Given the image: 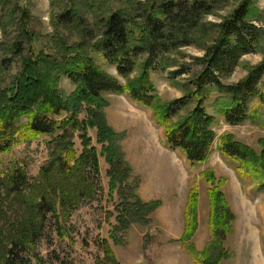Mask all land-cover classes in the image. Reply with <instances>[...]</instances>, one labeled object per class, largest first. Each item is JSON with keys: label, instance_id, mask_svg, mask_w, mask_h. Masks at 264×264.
<instances>
[{"label": "rangeland", "instance_id": "1", "mask_svg": "<svg viewBox=\"0 0 264 264\" xmlns=\"http://www.w3.org/2000/svg\"><path fill=\"white\" fill-rule=\"evenodd\" d=\"M92 1V9L91 0H6L3 8L0 61L6 54L2 45L18 41L26 24L34 34L26 49L32 50L34 56H50L56 62L52 63L50 72L58 79V92L80 106L77 115L64 113L57 118L61 123L71 119L72 124L58 132L69 133L66 142L57 143L59 136L55 134L25 135L9 152L0 154V264H4L5 253L12 244L28 239L30 229L40 222L35 206L42 199L49 201L54 210L47 213L45 231L35 242L28 239L26 248L21 251L24 261L29 259L31 264H197L198 256L207 251L213 264L216 259L220 260L219 264H264V190L259 187L263 175L258 171L255 182L241 181L235 164L223 158L216 146L223 134L232 135L250 152L247 155L253 162L263 167L264 105L258 118L230 125L219 117L215 107L224 103L225 95L213 89L204 106L210 117L218 119V124L212 127L217 140L206 162L193 167L187 156L167 141L165 130L157 125L150 110L128 95L107 93L100 112L119 137L116 147L121 155L120 160L108 159L104 150L108 144L104 146L100 142L97 128H87L89 111L95 107L77 99V86L60 73V68L67 66L64 65L67 53L63 48L78 44L81 30H67L55 24L61 13L77 7L92 21L95 35L94 39L89 35L87 39L82 37L83 41L87 40L85 55L91 56L98 66L125 85L118 69L109 66L97 50L101 34L96 22L121 7L149 5L154 0ZM181 1H204L211 10L203 14L199 27L192 32L191 45L168 57L166 71L152 72V82L164 102L179 101L195 90L192 83L202 72L207 49L220 37L221 24L244 3L252 7L248 20L263 33L256 51L244 56L235 71L222 80L225 85H237L263 64L264 0ZM3 39L6 42L2 43ZM18 62L20 65L21 60ZM19 65L12 66L13 75L21 68ZM140 67L134 76L140 74ZM178 71L183 72L181 76H170ZM7 77L8 71L2 69L0 63V86L6 83ZM196 102L183 108L174 121L178 123L186 118ZM259 104L258 98L252 99L249 110ZM72 115L76 118L72 119ZM76 121L77 129L73 127ZM83 123L85 135L91 139L89 147L82 139ZM87 154L97 157L98 171L92 167L86 170L80 165ZM125 168L130 171L129 178H121L115 183L117 189L112 191L115 169L123 172ZM207 171H211V175L204 178L203 173ZM18 173L24 178L18 180ZM195 189L198 196L192 201L194 207L188 214L190 239L184 241L185 213ZM134 199L144 204L157 202L158 206L153 212L145 209L139 215H131ZM219 213L222 214L217 219L223 221L214 219ZM223 213L227 216L224 219ZM125 220L128 223H123ZM225 222L228 230L219 228ZM104 246L112 257L107 255Z\"/></svg>", "mask_w": 264, "mask_h": 264}, {"label": "trees", "instance_id": "2", "mask_svg": "<svg viewBox=\"0 0 264 264\" xmlns=\"http://www.w3.org/2000/svg\"><path fill=\"white\" fill-rule=\"evenodd\" d=\"M0 3L2 4L0 17H2L6 0H0ZM93 6L94 3L91 0L90 8L92 9ZM210 10L208 3L204 1L154 0L149 5L134 4L127 8L124 6L99 18L96 26L101 36L98 39L97 50L109 66L118 69L120 76L126 81L125 85L98 66L91 56L85 55L87 40L83 41L82 37L87 39L89 35L95 38L92 33V21L84 17L75 6L58 16L56 27L81 30L82 37L79 43L66 45L63 48L67 53L64 63L67 66L61 67L60 73H63L62 76L66 75L77 86V99L95 107L92 110L89 107L90 120L86 124L87 128H97L100 142L104 146L108 144V147L104 149L108 159L120 160L121 155L118 154L116 147L119 137L109 128L104 114L100 112L106 103L104 95L107 93L128 95L133 101L150 110L157 125L165 130L167 141L173 147L180 149L193 167L206 162L217 140L212 127L218 124V119L210 117L204 106L205 101L211 97L213 89L225 95V98H222L224 103H218L215 107L218 109L219 117L230 125L241 124L260 116L261 106L264 105V62L237 85H225L222 80L235 71L244 56L252 54L259 46L263 31L258 25L248 20L252 12L250 4L241 5L229 19L221 24L220 37L207 49L202 60V72L198 75L196 82L192 83L195 87L194 91L186 94L179 101L168 103L162 100L155 89L152 72L166 71L168 57L174 51L191 45L192 32L199 27L203 14ZM33 38L34 34L32 35L24 24L22 37L18 41L8 46L2 45L6 48V54L0 63L2 69L6 68L8 71V77L5 80L6 83L0 86V154L9 152L13 145L26 137L25 135L55 134L59 136L57 143L66 142L70 137L69 133L65 132L61 135L58 132H61L60 130L69 123L72 124L71 119L61 123L57 121V118L62 117L64 113L77 115L79 111L80 104L77 105L65 99L56 88L58 79L50 72L52 65L56 62L51 60L50 56L42 54L34 56L32 50L26 49V44H31ZM4 41L6 42V39H3L2 43ZM18 60H21L20 65ZM14 65L21 66L19 71H15V75L12 71ZM139 65L141 66L140 74L134 76ZM182 73L178 71L170 73V76L179 77ZM254 98H258L260 104L249 110L248 104ZM194 101H197L194 110L186 118H182L178 123L175 122L174 118L179 116L183 108ZM73 115L72 119H75L76 116ZM84 125L83 123L82 139L89 147L91 139L85 135ZM73 127L76 129L79 127L77 121ZM216 146L223 158L235 164L241 181L255 182L259 175L258 171L263 175L260 178H264V166L254 163L248 156L250 152L232 135L223 134ZM80 165L85 169L92 167L98 171L99 164L97 157L87 154L80 160ZM19 174L17 179H23L24 176ZM129 174L130 171L127 168L123 172H117L115 169L111 190H116L115 183L120 182L121 178L123 180L126 177L129 178ZM210 175L211 171L203 173L204 178H209ZM259 187L264 190V180ZM196 196L198 195L195 189L191 193L185 213L186 230L182 238L184 241L190 239L191 225L189 226L188 214L193 210ZM131 205L130 214L139 215L145 209L155 211L158 203L144 204L141 200L134 199V204ZM123 208V212H127L126 207L123 206ZM35 209L41 220L30 229L29 242H35L36 238L45 231L47 213L54 210L52 204L46 199H42ZM219 214L214 219L223 221L222 218L217 219L222 213ZM225 217L227 216L223 213V219ZM123 223H128V220ZM227 224L225 222L219 228L228 230ZM214 232L216 234V230ZM58 233L61 234L60 228ZM28 239L22 238L19 242L12 244L5 253L4 264H31V260L24 261L21 256V251L26 248ZM105 250L107 255L112 257V253L107 251L106 247ZM201 257L204 261H201ZM196 262L197 264H213L208 251L198 256ZM219 262L220 260L216 259L214 264Z\"/></svg>", "mask_w": 264, "mask_h": 264}]
</instances>
